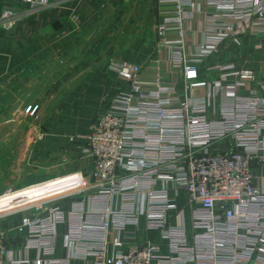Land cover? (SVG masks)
Returning <instances> with one entry per match:
<instances>
[{
	"label": "crops",
	"instance_id": "crops-1",
	"mask_svg": "<svg viewBox=\"0 0 264 264\" xmlns=\"http://www.w3.org/2000/svg\"><path fill=\"white\" fill-rule=\"evenodd\" d=\"M160 1L50 0L32 7L23 0H0V14L6 9L15 13L10 28L0 25V213L14 209L0 216L6 262L10 257L34 264L41 257L36 249L25 248L26 230H16L23 218L45 217L58 208L64 221L54 227L52 257L64 264H94L79 244L66 241L73 206L81 203L87 211L98 191L90 174L92 162L72 138L88 134L113 93L127 87L111 66L140 67L134 83L163 97L208 99L205 117L212 121L221 117L225 99L254 94L264 101V18L238 21L207 0H190L181 35L173 29L161 34L171 7ZM176 41L196 72L195 80L184 79L183 65L173 57L176 46L171 44ZM241 70L252 71L254 80L240 82L235 73ZM28 106L35 107L33 116L25 112ZM231 149L229 138L208 147L212 153ZM71 158L79 161V174L89 178V187L69 189L79 183L74 176L49 180L67 171ZM253 166L254 182L262 187L264 165ZM117 173L123 175L120 169ZM156 188L168 189L175 204L177 215L169 223L180 221L190 231L194 205L186 190L169 183ZM38 200H45L43 209L34 211L30 204ZM111 206L120 208L119 197ZM115 240L121 250L151 240L167 253L166 241L146 230L143 215L136 225L108 231V255Z\"/></svg>",
	"mask_w": 264,
	"mask_h": 264
},
{
	"label": "built area",
	"instance_id": "built-area-1",
	"mask_svg": "<svg viewBox=\"0 0 264 264\" xmlns=\"http://www.w3.org/2000/svg\"><path fill=\"white\" fill-rule=\"evenodd\" d=\"M23 1L32 7L50 3ZM160 2L171 7L160 33L173 29L180 36L190 0ZM207 2L229 11L234 20L264 18V0ZM14 21L12 10L0 14L3 28ZM171 45L176 46L172 53L183 65L184 79L195 80L196 72L178 48L179 41ZM110 69L127 87L113 93L88 134L72 138L92 162L90 174L98 191L87 211L81 203L73 206L66 241L79 244L85 255L94 257V264H264V186L256 185L253 176V165H264V101L254 94L225 99L221 117L212 121L205 117L208 99L163 97L134 83L140 67L123 63ZM235 74L242 83L254 80L250 70ZM34 111L35 107L25 108L31 116ZM226 138L231 140V150L208 151L212 142ZM158 183L186 190L188 202L194 205L190 231L180 221L169 223L177 215L176 207L168 189L156 188ZM114 197H119V209L111 206ZM42 204L31 206L40 211ZM140 215L146 230L166 241L167 253L162 254L151 240L126 250L115 240L108 255V231L136 225ZM63 221L58 208L49 209L45 217L22 219L16 231L26 230L25 248L41 253L34 264H64L52 257L54 227ZM8 253L0 237V264H28L10 257L6 262L3 257Z\"/></svg>",
	"mask_w": 264,
	"mask_h": 264
},
{
	"label": "rangeland",
	"instance_id": "rangeland-1",
	"mask_svg": "<svg viewBox=\"0 0 264 264\" xmlns=\"http://www.w3.org/2000/svg\"><path fill=\"white\" fill-rule=\"evenodd\" d=\"M78 162L79 161H75V158H71L70 163L68 164L69 166L66 165L68 167V169H66L67 171H65L64 173L62 172L61 174L56 173V175H54V177H50L49 180L55 179V178H60V177H65V176H74L75 178H78L79 183H74V184L69 185L68 186L69 189H85V186H87L86 181H88L89 178L82 174L83 170L80 169ZM61 166H62V162L56 163V171L58 169H60ZM80 172H82L81 173L82 175L79 174ZM45 180H47V179H45ZM38 201H41V200H38ZM43 201H45V200H43ZM13 210L14 209H12L10 211H13ZM10 211H7V212H10ZM7 212L0 213V216L7 213Z\"/></svg>",
	"mask_w": 264,
	"mask_h": 264
},
{
	"label": "bare ground",
	"instance_id": "bare-ground-1",
	"mask_svg": "<svg viewBox=\"0 0 264 264\" xmlns=\"http://www.w3.org/2000/svg\"><path fill=\"white\" fill-rule=\"evenodd\" d=\"M43 200H41V201H36V202H33V203H31L30 205H36V204H39L40 202H42Z\"/></svg>",
	"mask_w": 264,
	"mask_h": 264
}]
</instances>
